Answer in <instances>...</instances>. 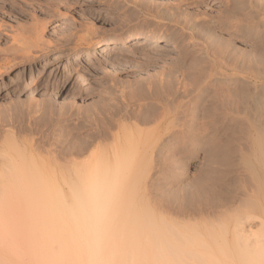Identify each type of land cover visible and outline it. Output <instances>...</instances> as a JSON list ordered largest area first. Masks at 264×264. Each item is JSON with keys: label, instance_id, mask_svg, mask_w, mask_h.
<instances>
[{"label": "rangeland", "instance_id": "rangeland-1", "mask_svg": "<svg viewBox=\"0 0 264 264\" xmlns=\"http://www.w3.org/2000/svg\"><path fill=\"white\" fill-rule=\"evenodd\" d=\"M227 3L228 0H0V144L7 146L11 139L30 141L36 147L39 145L36 153L46 159L51 149L47 133L57 125H65L66 134L74 128L72 134L82 137L105 125L113 108L119 110L127 106L139 111L153 105L160 114L163 108L168 111L171 107L164 126L169 127L168 134L144 142L149 151L141 152L136 157L137 164L126 174L123 201L128 205L130 201L131 222H139L135 220L136 212L140 218L142 215L143 219L149 218L142 211L146 201L152 205L153 201H162L164 195L166 198V194L171 193L177 198L168 195L170 201H182L194 198L199 190L201 195L191 200L201 201L198 206L202 211L196 215L197 212L188 209V213L196 218L204 217L203 221L219 222L229 218L230 222V217L245 209L244 201H254V192H262L257 143L258 138L264 141V42L259 41L260 37L264 38V27L245 34L240 27L232 25L236 24L237 15L232 21L221 19ZM221 11L224 14H220ZM205 18L210 20L209 29L200 31ZM133 32L155 33L175 42L176 47L168 49L165 43L139 40L119 51L99 53L107 43ZM94 47H97L96 54ZM252 52L258 57L255 54L253 57ZM234 53H239L242 60L238 61ZM7 62H11L9 67ZM159 106L162 109H158ZM64 108L70 113L73 109L74 114L66 113ZM85 108L91 111L87 113ZM124 119L122 123L126 122ZM55 122L59 123L55 125ZM132 123L152 128L135 119H127L125 124ZM154 124L152 126H156ZM182 126L181 130L187 131L186 127L192 132L190 129V133L179 132ZM60 132L58 138L64 134ZM8 138L10 140H6ZM111 142L95 144L97 150L96 147L91 150L96 151L92 152L94 156L90 151L83 159L75 155L78 159L63 157L60 161L76 158L75 161L83 162L91 155L95 158L93 161L106 160L105 155L99 156V148ZM3 148L0 146V153L5 152ZM69 170L73 172L44 173L49 177L57 174V179L55 175L54 178L58 185L68 193L72 181L80 183L78 175L80 180L88 169H76L75 174L74 169ZM17 193L9 202L0 201V264H38L34 256L28 258L27 201L20 191ZM167 207H163L165 213L173 210L172 206V209ZM17 251L24 253L22 258L27 254L28 263Z\"/></svg>", "mask_w": 264, "mask_h": 264}, {"label": "bare ground", "instance_id": "bare-ground-1", "mask_svg": "<svg viewBox=\"0 0 264 264\" xmlns=\"http://www.w3.org/2000/svg\"><path fill=\"white\" fill-rule=\"evenodd\" d=\"M90 1L96 2V0ZM228 1L230 4H226L227 7L225 9V14L223 12L224 10L221 11L223 13H220L224 14L220 15L222 17L221 19L226 20V22L229 19H231L229 21H232V19L237 15L236 24L235 22L232 24V22L230 23L229 21L228 23L234 26L237 25L238 28L240 27L245 31V34H249L255 28L260 29V27H264V0ZM167 15H170V13L167 12ZM172 15L175 17V13ZM172 15L170 16L171 18ZM210 18L211 17L209 16V19ZM209 19L205 18L202 20L203 23L200 25V31L209 29ZM212 20L213 19H211V21ZM218 24L221 25V23ZM92 34L96 33L92 31ZM206 34H204V36ZM139 40H142L145 43H165L164 47L168 49L176 47L175 42L164 40L161 36L155 33L142 34L139 32H133L131 34H127L126 36H122V38H117L114 42L107 43L104 46L105 48L100 50L99 53H111L116 50L119 51L123 46ZM259 41L264 42V38L260 37ZM14 47H12V49ZM96 50L97 47H94L93 53L96 54L97 52H94ZM234 54L236 55V53ZM238 54L233 56H238L237 58H239ZM252 54L253 57L254 54L255 57H258L256 56V53L252 52ZM237 58L234 59L237 60ZM240 59L242 60V58H239L238 61ZM10 65L11 62H7L6 66L9 67ZM153 93L154 91L152 92V95ZM148 94H151V91ZM166 101L169 102L168 100ZM107 104L108 103H106V105ZM109 104L112 103L110 102ZM123 108L124 109L119 110L113 108L114 111L112 112H110V110V114L107 116L105 125L102 124L103 126H99L100 128L97 126L98 128L94 131L91 133L89 132L82 137H76L73 135L72 132L74 133V131L72 130H74V128L72 127L70 134L68 133L69 131H67L68 134L64 133L66 130L63 128H65L64 124L66 122L63 124V127L57 125V127L53 129L50 134L49 132L47 133L48 136L46 138L48 143H46L51 146V149L47 151L49 153V156L47 155L49 158L45 154L46 159L42 158L41 154H39V156L37 155L39 152L36 153V150H39V145L36 147L35 144L33 145L32 143H29L30 141L27 142L11 139V141L6 144L7 146L1 145L2 143L0 144L2 148L4 147L3 149H6L4 150L5 152L2 149L4 153H0V188L2 189L0 201L9 202L12 198L15 199L14 196L19 194L17 193L19 191L25 196V200L27 201L25 204L27 210L26 215L28 216V222L30 225L27 228L29 230L26 232L27 235L25 234L27 244L30 248L28 249L29 256H34L35 259H38L39 262H41L40 264H264V141L262 140L263 142H260V138H258L259 142L257 143V153L260 156V173L263 185L262 189L260 187H258V189L260 188L262 192L259 190L258 193L254 192V201H244L245 209L242 208L243 211H240L241 213L238 212L239 214H235L236 216L233 218L230 217V222L228 220L229 218H223L219 222L213 220L203 221L204 217L196 218L195 215L188 213V209H193L194 212H197L195 213L196 215L202 211L201 207L198 206L201 201H192L201 195V190H199L196 193L197 196H193L194 198H189V194L186 195L189 199L184 198L185 201H183V198L182 201H175L176 195L173 197V193H171L172 196L170 194H164H166L167 197L168 195L173 197L175 199L174 200L172 198L174 201H170V197H168V199L167 197L165 198V195L163 196V198L166 199L165 201H163L162 198V201H153L154 204L152 205L149 204V201H146L145 203L147 205L143 207L142 211L147 213L148 215L146 216H149V218L147 217V219H143V215L140 218L139 213L137 214V212L136 217L135 214L130 213L136 218L135 220H139L138 223H136L137 221L132 223L128 210L130 207V201H128L129 205L123 201V190L125 183H127L126 174L128 170L132 169L137 164L136 157L141 152L148 150V148L144 147V142L160 138V136L168 134L169 127L167 126L164 128V126L166 122H168V116H170L169 111L172 112V109L170 107L167 111L166 107L162 109L159 106L158 109L160 108L162 111L160 114H157V108L153 105L143 108L144 110L141 108L142 110L139 109V111L135 109H128L127 106ZM71 110L73 111V109ZM64 111H62V115ZM67 111L68 110H66V113ZM72 111L71 113L68 111L69 114H74ZM86 111L89 113L91 110L88 111L86 109ZM83 112L86 113L85 111ZM13 113H15V111ZM58 113L61 114V112ZM76 113L79 114L78 112ZM76 113L74 116H76ZM44 115H46V113ZM83 115L85 117V114ZM66 117L68 118V116H65V119ZM85 118L90 119L91 116H87L86 114ZM122 118H125L126 120L124 119V121L126 122L127 119H135L144 126H151L152 128H143L139 124L133 123L131 125L125 124L126 122H121ZM49 119L48 121H50ZM71 119L72 118H70V120ZM61 122L62 121H60V123ZM58 123L59 122H55V125ZM89 123L94 124L95 122L89 120ZM154 123H156V126H152ZM47 124L49 123L47 122ZM186 127L188 126L186 125ZM186 127L185 129L188 131L190 128L188 129ZM181 128H183V126L180 127L179 132L184 130H181ZM76 130L78 131V129ZM191 130L192 129H190V131ZM60 131L66 135L62 134L65 137L62 135L60 136V138L63 137L64 139L58 138V133ZM184 131L187 132L186 130ZM185 132L184 134L186 136ZM181 133L180 135H182ZM20 136L22 138V135ZM9 138H11V136ZM9 138L6 140H10ZM24 139H26V137H24ZM111 140L113 142H111ZM166 141L168 140L166 139ZM166 141L164 142L166 143ZM39 142L41 143V141ZM104 142H111V144L109 143V145H107L106 143L107 146L99 148L101 143ZM95 144H100L98 145V148L101 149L102 154L98 149L100 154L99 156L105 155L106 160L101 161L103 159L102 156V159L99 156L97 157L101 159L100 161L97 158L95 161L92 160L95 159L92 158L94 156L92 152L94 153L96 152L95 150H97V147L95 146L96 149L91 151L92 148H95ZM152 145L150 147H152ZM45 146V148L48 149L47 145ZM153 148H151L152 152L154 150ZM90 151L93 155L90 156L91 158H86L87 160H83V162L75 161L77 158L75 155H80L82 157L81 159H83V155L86 153L89 154ZM171 151L172 150H170V152ZM87 154L86 157L89 156ZM162 154L164 153L162 152ZM73 156L76 158H70V160L65 159L64 162L60 161L63 157L69 158ZM165 161L163 162L165 163ZM156 162L157 161H155V163ZM146 166H149L147 165V162ZM154 167H156V165ZM69 169H74V174L76 169L88 170L82 174L83 176H81L80 180L79 175L77 174L78 181L80 183L72 181V184L68 188L69 191L66 193L65 189L58 185V181H56L57 174L55 175L53 173L59 170V172H63V170L73 172ZM153 169L152 171L156 172L157 168L155 170ZM45 171H53V173L50 172L53 176L49 177L44 173ZM54 175L56 179L54 178ZM152 175H154V173ZM159 179L158 181H160ZM147 183L152 185V182ZM201 186H198V188L200 189ZM150 187L148 189H150ZM181 188L182 187H180V189ZM151 192L153 193L154 191ZM156 192H158V190H156ZM148 193L150 192L148 191ZM166 205L171 209L173 207V210L165 213L164 208ZM135 208L137 210L136 205ZM198 217H200V215ZM7 236L8 233L6 237ZM8 237L12 242H14L11 236ZM3 241L4 240H2V242ZM19 252L20 257L21 255L24 256L23 252ZM31 256L28 258H31ZM25 257H21V259H24V261L26 260L25 263H28L29 259H26L27 257ZM17 259L18 258H16V260ZM32 264H37V262H33Z\"/></svg>", "mask_w": 264, "mask_h": 264}]
</instances>
